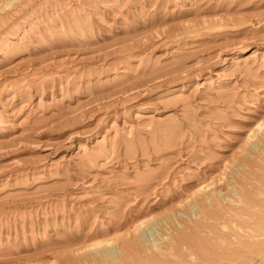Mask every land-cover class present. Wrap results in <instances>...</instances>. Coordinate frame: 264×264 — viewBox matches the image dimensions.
I'll return each instance as SVG.
<instances>
[{"label":"rangeland","instance_id":"374dc122","mask_svg":"<svg viewBox=\"0 0 264 264\" xmlns=\"http://www.w3.org/2000/svg\"><path fill=\"white\" fill-rule=\"evenodd\" d=\"M239 196L264 0H0V264H241Z\"/></svg>","mask_w":264,"mask_h":264},{"label":"bare ground","instance_id":"6f19581e","mask_svg":"<svg viewBox=\"0 0 264 264\" xmlns=\"http://www.w3.org/2000/svg\"><path fill=\"white\" fill-rule=\"evenodd\" d=\"M242 204L238 212V217L231 221L234 224V230L237 241L231 250L225 249L226 252L235 260L243 259L241 264H251L250 262L259 257L257 264H264V200L262 205L256 204L254 201L244 199L239 196ZM242 219H245V223ZM196 230V229H193ZM261 239L260 241H257ZM193 252V249H190ZM249 254L252 257H248ZM194 256V252L192 253ZM176 259L171 264H187V260L180 254H177ZM247 258V260H245Z\"/></svg>","mask_w":264,"mask_h":264}]
</instances>
